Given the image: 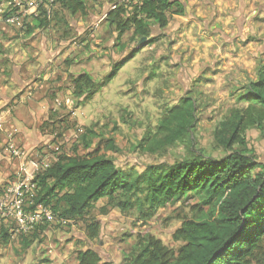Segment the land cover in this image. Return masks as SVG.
Returning a JSON list of instances; mask_svg holds the SVG:
<instances>
[{
	"label": "rangeland",
	"instance_id": "1",
	"mask_svg": "<svg viewBox=\"0 0 264 264\" xmlns=\"http://www.w3.org/2000/svg\"><path fill=\"white\" fill-rule=\"evenodd\" d=\"M113 1L87 0L85 12L75 15L54 6L57 17L52 14L49 27L36 30V34L42 36L41 44L46 43L48 47L42 54L41 68L36 73L41 78V73L49 74L47 79H43L41 94L46 86L56 88L53 95L44 100L53 109L42 128L39 127L44 137L37 138L25 148L19 146L24 155L20 159L11 158V162L18 164L22 161L30 165L32 160L41 167L53 163L60 155L74 152L84 155L97 151L111 158L119 169L140 173L148 164L180 160L191 149L212 156L222 154L214 141V129L228 110L246 106V102L238 97L247 82L255 78L258 64L264 65V51L257 53L254 60L243 59L248 64L246 69L239 70V65L233 60L236 56L233 54L239 50L236 46V49L226 48V54L220 57L213 55L208 61L199 62L193 70L196 48L191 47L185 52L179 50L174 29L179 27L173 24L169 27L171 31L165 27L161 29L157 24L151 25L148 39L153 38L154 41L141 46L138 39L132 41V31H127L119 42L126 46L121 51L115 40V31L101 20ZM2 2V15H8L10 8L20 14L18 5L13 7L7 3H13V0ZM260 11H263V19L248 23L250 29L243 31V37L254 32L256 36L264 35V8ZM61 16L62 22L58 20ZM171 19L172 16L169 21ZM6 25L4 23L2 27L6 34H16L23 30L27 32L29 23L21 30ZM134 47L140 48L136 56L91 99L77 105L81 103L80 99L67 93V89L70 91L69 73L86 71L99 83L111 65ZM245 54L241 53V56ZM47 59L50 62L45 64ZM228 61L234 71L216 70L220 64L227 66ZM55 80L57 84L53 83ZM185 95L194 98L196 107V123L190 135L156 152L147 150L146 144L145 147L139 146L143 134L147 130L153 132L164 113ZM37 105L34 102L35 108ZM13 134L9 133L7 146H15ZM84 134V139L90 141L89 147L84 146ZM245 136L247 147L254 151L259 161L264 162V127L261 132L255 127L249 128ZM17 178L12 169L0 177V226L7 227L11 234L9 243H0V264H76L78 250L85 248L99 253L100 264H122L123 253L128 252L136 237L143 234L154 235L166 246L177 250L181 242L174 241L172 233L180 225L182 217L198 215L200 209L198 201L190 199L168 204L159 208L151 218L141 220L135 210L121 212L110 208L106 214H101L98 208L106 205V200L101 199L87 218L99 222L97 237H88L87 223L82 220L65 224L44 222L29 231H22L12 215H7ZM40 226L45 229H39ZM21 238L30 242L27 248L22 246ZM255 264H264V258Z\"/></svg>",
	"mask_w": 264,
	"mask_h": 264
},
{
	"label": "trees",
	"instance_id": "2",
	"mask_svg": "<svg viewBox=\"0 0 264 264\" xmlns=\"http://www.w3.org/2000/svg\"><path fill=\"white\" fill-rule=\"evenodd\" d=\"M54 6L75 15L85 12L87 0H55ZM52 11L56 18L57 10ZM183 12L179 0H140L131 10L124 4L108 10L104 22L115 31L117 44L127 31H132V41L146 37L145 45L154 41L148 39L151 25L162 29L171 16ZM51 19L40 12L29 23L27 32L49 27ZM58 20L62 22V16ZM125 47L119 43L121 51ZM139 50L134 47L114 62L99 83L86 71L69 73L71 95L81 102L76 104L91 99ZM238 98L246 106L228 110L213 132L221 155L191 149L180 160L148 164L140 173L119 169L111 158L97 151L60 155L33 176L36 187L30 209L48 207L66 223L86 221L88 237L94 238L99 233V222L87 218L101 199L106 200V205L98 208L101 214L110 208L135 210L141 220L151 218L168 204L196 199L198 215L182 217L172 233V239L181 242L177 250L154 235H138L130 250L123 253L122 264H255L264 258V162L247 147L245 133L252 127L261 132L264 127L263 64H258L255 79L247 82ZM195 111L194 98L181 97L164 113L153 132L143 134L139 146L146 144L147 150L156 152L184 140L195 126ZM84 138L85 134V142ZM84 146L89 147L90 141ZM10 236V230L0 226V243H9ZM21 242L24 248L30 245L25 238ZM100 262L96 250H78L76 264Z\"/></svg>",
	"mask_w": 264,
	"mask_h": 264
},
{
	"label": "crops",
	"instance_id": "3",
	"mask_svg": "<svg viewBox=\"0 0 264 264\" xmlns=\"http://www.w3.org/2000/svg\"><path fill=\"white\" fill-rule=\"evenodd\" d=\"M179 1L183 5L184 12L173 15L165 28L168 29L171 24L179 27V29L174 28L178 35L176 46L180 47L179 50L182 52L191 47L196 48L192 61L193 70L198 67L199 62L208 61L213 55L220 57L226 54V48L236 49V46H239V50L237 49L238 53L233 54L236 55L233 60L239 65V70L246 69L248 64L243 59L254 60L257 53L261 54L264 51V35L256 36L254 32L248 34L249 37H243V31L250 29L248 23L263 19V11L260 10L264 8V0ZM30 12L32 8H29ZM101 20H104L103 16ZM32 22L33 18L29 23ZM6 26L24 29L16 25ZM2 27L4 22L0 23V120L5 129L0 130V177L11 169L16 175L19 173L20 163L11 162V158L14 157L11 156L10 145H6L9 133H14L13 140L17 145L13 146L16 148L19 146L25 148L37 138L44 137L39 126L53 109L44 100L47 96L51 97L56 90L54 87L51 89L50 86H46L41 94L43 79H47L49 74L41 73L43 74L41 78L36 72L41 68L42 54L44 51L47 52L48 47L46 43L41 44L42 36L36 34L38 28L30 33L23 30L22 33L6 34ZM246 43L248 44L245 45ZM241 53L246 54L242 57ZM48 62L50 59H47L45 64ZM228 63L227 66L221 64L216 66V70L227 72L235 69L230 65V61ZM53 83L57 84V81ZM69 90L68 92L67 89V93H71L70 88ZM40 96L43 98L39 99ZM34 102L38 104V108L34 107ZM26 163V171L30 177L42 170L32 160L30 165Z\"/></svg>",
	"mask_w": 264,
	"mask_h": 264
},
{
	"label": "built area",
	"instance_id": "4",
	"mask_svg": "<svg viewBox=\"0 0 264 264\" xmlns=\"http://www.w3.org/2000/svg\"><path fill=\"white\" fill-rule=\"evenodd\" d=\"M140 0H119L113 1L109 4V10H113L119 4H124L129 10L132 9V6L138 3ZM55 0H13V3L7 2L10 5H18L20 8V14L12 12V8L8 11V15H2L3 13V2H0V23H7L9 25H16L19 27H24L25 24L29 23L31 16H37L40 12L43 15L49 17L52 14ZM23 3V4H22ZM24 4L27 7H24ZM14 7V6H13ZM29 8H32V12L29 13ZM28 15V16H27ZM106 14L103 15V19ZM29 17V18H28ZM1 121V120H0ZM0 129H2V123L0 122ZM11 156L14 158H22L24 151L10 145ZM50 164H43L42 169H45ZM19 173L17 174V182L13 188V200L10 206V209L7 211V215H12L15 220L18 229L22 231H29L33 226L42 224L44 222H58L60 224H65L66 220H59L57 216L52 213L51 209L45 206H38L35 209H30L32 204L31 196L34 194V189L36 184L32 182L33 176H29L26 171V166L24 162H20ZM29 185V186H28ZM0 205V209H1Z\"/></svg>",
	"mask_w": 264,
	"mask_h": 264
},
{
	"label": "water",
	"instance_id": "5",
	"mask_svg": "<svg viewBox=\"0 0 264 264\" xmlns=\"http://www.w3.org/2000/svg\"><path fill=\"white\" fill-rule=\"evenodd\" d=\"M146 37H141L140 40L138 41V45L141 46L144 41H145Z\"/></svg>",
	"mask_w": 264,
	"mask_h": 264
}]
</instances>
